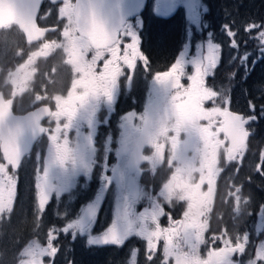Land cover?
Wrapping results in <instances>:
<instances>
[{"label":"snow or ice","instance_id":"1","mask_svg":"<svg viewBox=\"0 0 264 264\" xmlns=\"http://www.w3.org/2000/svg\"><path fill=\"white\" fill-rule=\"evenodd\" d=\"M40 3L41 0H0V29L16 25L26 33L29 42L38 40L48 31L59 30L62 36L59 41L44 42L15 71H9L4 80L5 85L12 86V91L8 97L0 92V152L4 161L0 162V214L13 211L17 196L16 170L33 145L45 135L47 150L42 158L37 155L35 177L37 227L53 196L59 201L63 194L71 193L77 186L79 177L91 179L97 167L100 169L99 186L94 198L80 207L75 218L63 228L49 229L45 243L38 239L25 242L15 255V264H45L46 258L54 264L59 251L54 241L61 232L71 234L73 239L77 234H86L89 246H123L130 237H140L146 242L147 264H154L161 241L160 264H264V241L256 248L254 258L246 262L235 258L236 254L246 252L248 232L233 237L224 229L219 235L213 233L210 238L206 237L217 178L223 171L221 156L226 162L243 158L251 135L248 125L259 118L254 114L245 117L228 107L215 105V101L223 97V90L218 92L208 87L206 79L218 67L221 44L209 38L206 50L198 44L196 55L190 57L186 43L167 71L154 74L144 111L120 117L115 149L117 162L109 165L112 135L109 133L104 141L101 163L97 159L98 128L109 124L120 94L121 78L131 85L137 62L142 61L145 69L149 66L137 31L142 23L139 13L144 0H53L60 5L58 19L66 21L62 30L55 26H38ZM181 6L186 10L189 34L193 26L197 30L204 26L202 14L207 8L201 0H155L154 10L167 17ZM134 16L137 17L135 25L130 20ZM260 27L251 24L246 31ZM225 29L232 38L230 46L238 48L237 34L228 26ZM259 39L264 43V31L259 32ZM56 49L66 55L64 62L72 71L66 95L51 97L55 101L54 110L45 104L17 115L13 110L14 99L29 90L36 72L32 67L36 57H47ZM259 51L264 58V47ZM249 55L245 52L239 57L245 72ZM98 62H102V68L98 67ZM188 66L193 68L191 74L186 72ZM185 76L190 82L187 86L182 83ZM44 99L46 95L36 93L34 103ZM207 102L214 106L206 107ZM224 103L228 100L224 99ZM255 107L250 103L253 113ZM105 109L108 114L101 118L99 114ZM261 111L264 112V107ZM46 118L50 124L54 122V128L44 126L42 121ZM73 132L75 136L70 137ZM146 148L151 149L150 155L145 154ZM261 160L264 161V152ZM145 162L153 173L166 163L171 173L155 195L139 183L144 171L141 165ZM261 167L258 164L257 171ZM205 185L206 190H203ZM113 187V219L105 230L94 235L99 210ZM234 187L235 191L229 195L235 198L234 211L240 215L244 211L239 195L241 187ZM145 199L149 206L137 212V204ZM174 200L186 203L182 219H172L164 210V204L171 206ZM249 202V198H243L244 205ZM259 212L258 234L264 232V205ZM165 215L171 221L168 227H162L159 222ZM218 242L220 246H216ZM202 246L207 249L205 253L201 251ZM138 256V249H130L127 264H138Z\"/></svg>","mask_w":264,"mask_h":264},{"label":"trees","instance_id":"2","mask_svg":"<svg viewBox=\"0 0 264 264\" xmlns=\"http://www.w3.org/2000/svg\"><path fill=\"white\" fill-rule=\"evenodd\" d=\"M201 2L207 8V12L202 15L203 32L205 35L211 34L209 38L214 43L221 44V60L210 85L215 86L217 80L226 85L228 80L226 86L230 88L229 92L231 90L232 95L227 104L236 108L237 97L242 92L246 101L254 104L255 110L258 109L260 113V119L253 127L252 135L247 142L248 147L242 158L244 160L242 175L245 176L244 192L253 193L249 196L244 194L243 198L262 201L264 174L257 172L254 165L258 163L261 165V153L264 152V112L261 111L264 107V58H261L259 51L264 47V43L259 39V32L264 31V0H201ZM153 3L154 0H149L145 6L140 16L142 23L139 29L140 48L149 60L148 68L143 71L151 79L156 72L167 71L178 57L189 27L186 11L182 8L164 17L153 10ZM251 24L262 27L246 31L247 26ZM225 26L237 34L235 39L238 48L230 46L232 38L227 35ZM194 30L195 26L192 32ZM22 43L23 37L15 27L0 31V71L12 69L22 61L20 59V53L23 51ZM245 52L250 55L247 75L242 77L239 57ZM234 57L236 59H233ZM253 61H256L254 65ZM225 73L229 75L224 77ZM233 73H235L234 77ZM231 76L232 80H230ZM248 107L250 108V105H247ZM28 166L26 161L23 169H27ZM23 169H21V182L18 188L19 199L14 204L8 219H0V261L10 264H15V255L25 242L38 239L41 243H45L50 228H63L66 225L65 221L76 216L80 206L91 197L96 188L93 182L91 187L83 191L79 197L70 200L63 198L57 207L54 205L55 200L51 201L46 206L45 212L41 214L37 227L34 173L29 175L32 178L25 179ZM98 218V225L93 229L94 235L99 234L101 227L108 224L107 216L103 221L101 214ZM21 219H24L23 222H17ZM71 237V234L64 236L61 232L54 241V245L59 249L54 257V264H126L130 248L136 244L131 242L132 244L123 246H89L82 236H77L75 239H70ZM140 256L145 260L143 251ZM46 264H53V261L47 258Z\"/></svg>","mask_w":264,"mask_h":264},{"label":"flooded vegetation","instance_id":"3","mask_svg":"<svg viewBox=\"0 0 264 264\" xmlns=\"http://www.w3.org/2000/svg\"><path fill=\"white\" fill-rule=\"evenodd\" d=\"M59 3H53L48 0H44L38 10L37 14V24L41 28H52L58 27V29L62 30L63 25L66 21H62L58 19L57 9L59 8ZM136 21V20H134ZM132 22V21H131ZM21 36L23 37L22 48L23 51L20 53V59L22 60L19 64L24 63L28 56L34 52L38 51L41 45L46 41H51L53 39L59 41L62 39L61 32L57 31H48L45 35L37 41L28 42L26 36L23 35L18 29H16ZM89 58H91V54H89ZM66 60V55L63 53L61 49H56L51 52L47 57L38 56L35 59L34 65L32 67L36 68V72L33 75V79L30 82L29 90L23 94L18 95L14 99V112L17 115H24L29 111L35 110L37 107H42L47 104L53 110L55 109V101L51 99L57 94L66 95L67 90L71 86L72 80V71L71 67L67 65L64 61ZM16 65L14 68H10V70H14L19 66ZM14 65V64H13ZM98 67L102 68V62H98ZM145 67L143 66L142 61L137 62V68L135 69L133 80L131 85H127V82L122 77L120 81V94L118 96L117 102L114 106V111L111 113L109 118L108 126H100L98 128V135L96 137V147L98 148L97 159L102 158L103 148L101 147L102 140L107 138L108 134L111 133L112 141H116L119 138V123L120 117L129 113L136 112L137 114L142 113L144 111L145 105L148 101L149 91L151 87V83L149 78H146V74L143 71ZM55 70V71H54ZM187 74H191V66H188L186 69ZM8 74V73H7ZM6 72L0 71V92H2L6 97L10 96L12 91V86L10 84L5 85L4 80L7 76ZM149 81V82H148ZM206 80V84H207ZM182 83L187 86L190 83L186 76L182 78ZM40 93L41 95H46V99L41 102H35V94ZM236 108L231 107L228 104H224L223 106L228 107L230 111L242 114L245 117L249 115H257L260 119V113L257 110L253 113L252 110L247 108L246 97L245 94L239 93L236 100ZM107 111L102 110L99 114L101 118L107 115ZM257 120V121H258ZM255 121V122H257ZM139 123V121H136ZM255 122L250 123L248 125L249 130L251 129ZM45 127H55L54 122L49 123L48 119L42 121ZM75 133H70V137H74ZM222 138V136H221ZM48 145L47 136H43L38 142H36L30 154L23 159L20 167L16 170L17 176V196L14 201V204L19 199L18 196V184L21 182V169L24 168L26 161H28V168L23 169V176L30 177L29 175L34 173V179L36 177V170L38 167L37 163V155L39 154L41 158L46 154ZM113 142L111 144L112 148ZM118 147L117 142H114L112 151L108 155V163L109 165L115 164L117 162V157L115 155V149ZM146 155L151 154V149L146 148ZM167 154V149H166ZM243 159L240 158L237 161L226 162L223 159V155L221 156V164L220 166L223 168L220 176L217 178L216 183V196L214 198L213 210L209 215V231L206 233V237L210 238L213 233L219 235L222 230L226 229L229 235L235 236L237 233L243 235L244 232L249 233V243L246 246V252L243 255L236 254L235 258L240 259L246 262L250 258L255 257L256 248L259 244L264 241V232L257 233L256 225L259 222L260 218V206L264 205V197L262 201L258 199H250V202L247 205L243 204V195H251L252 192H244L243 190V179L245 178L242 175V163ZM0 162H4L2 160V155L0 153ZM101 162V161H100ZM42 163V160H41ZM144 169L142 175L139 178V183L146 190L151 192L153 195L160 191L162 184L168 179L170 176V170L168 165L165 163L164 165L158 167L153 173L150 171V165L145 162L141 165ZM239 167V169H238ZM11 171V169H9ZM100 174V173H99ZM110 174V173H109ZM196 178L198 179V174H196ZM241 187V192L239 195L242 198L241 206L244 211L240 215H236L234 209L236 207L235 198L229 195L230 192L235 191V187ZM203 190H206V185ZM261 202V203H260ZM161 203H164L161 201ZM260 203V204H259ZM148 201L141 200L137 206V212L143 211L144 208L148 207ZM113 208L111 206V214L113 215ZM186 209V203L181 201L174 200L171 206L168 204H164V210L166 213H169L172 219H182V214ZM113 219V217H112ZM160 225L162 227H168L171 223L169 216L165 215L160 217ZM136 243L134 246H131L130 249L136 248L139 250L138 256V264H147V261L144 260L140 253L144 252L145 256V248L146 242L140 237L132 236L130 237L125 244ZM216 246H220L219 242ZM162 249H163V241L160 242L158 251L156 254V258L154 264H160L162 259ZM206 248L202 246V253L206 252ZM130 252V251H129ZM47 259V258H46ZM45 259V260H46ZM127 264V262H126Z\"/></svg>","mask_w":264,"mask_h":264},{"label":"rangeland","instance_id":"4","mask_svg":"<svg viewBox=\"0 0 264 264\" xmlns=\"http://www.w3.org/2000/svg\"><path fill=\"white\" fill-rule=\"evenodd\" d=\"M152 8H153V10H154V8H155V0H154V3L152 4ZM180 8H182L184 11H186L182 6L181 7H178L177 9H180ZM155 11V10H154ZM203 15V14H202ZM132 23L135 25L136 24V21H132ZM203 24V23H202ZM139 29H140V26L137 28V31H138V33H139ZM195 31V32H194ZM191 34H189L188 33V35H187V37L185 38V40H184V42H183V45H182V48H181V50H180V52L184 49V45L187 43V44H189V49H188V51H189V56L191 57V56H194V55H196V45H198V44H201V45H203L204 46V50H206V46H207V41H208V39H209V34H207V35H205L204 34V32H203V26L199 29V30H197L196 28H195V30H194ZM257 34H258V32H257ZM179 52V53H180ZM219 65V64H218ZM216 70V69H215ZM215 70H214V74H215ZM240 70L242 71V73H241V76L242 77H245L246 75H247V72H245V69L243 68V67H240ZM9 71H12V70H10V68L8 69V70H6L5 72H6V74L9 72ZM14 71V70H13ZM193 72V68L191 67V73ZM214 74L213 75H210L206 80L208 81L207 82V86L208 87H212L211 85H210V82H213V78H214ZM229 74L228 73H225L224 74V77H227ZM146 78H149L147 75H146ZM153 79V78H152ZM152 79L151 78H149V81H150V83H152ZM233 79V77L231 76L230 77V80H232ZM148 81V82H149ZM226 85H228V80L226 81ZM226 85H224L221 81H216V84H215V86H213L212 88L214 89V90H216V91H218V92H220V91H222L223 90V97L222 98H220V99H217L216 101H215V105H218V106H222V107H225V106H223L225 103H224V99H227L228 101L230 100V97H231V95L232 94H230V92H231V90H230V92H229V89L230 88H228V86H226ZM240 93H242V92H240ZM246 104L249 106L250 105V102H248V101H246ZM206 107H213L214 105H213V103L212 102H207L206 103V105H205ZM106 139V138H105ZM118 140V139H117ZM117 140L116 141H112L113 142V145H114V142H117ZM104 141L105 140H102V142H101V144H102V148H103V150H104ZM113 145H112V148H113ZM99 148V150H100V147H98ZM97 155H98V153H97ZM102 155V158H100L98 161L100 162L101 161V163L103 162V153L101 154ZM238 159H240V158H238ZM260 163H261V165H262V167H261V170L260 171H257V172H260L261 174H264V161H260ZM259 164V163H258ZM256 168H257V164H255L254 165ZM100 173V169H99V167H97L96 169H94V171H93V174H92V177H91V179H88V178H86V177H84V176H81V177H79V179H78V182H77V186L71 191V193H65V194H63L62 196H61V198H60V200L59 201H57V199L55 198V196H53V198L51 199V201H53V200H55V203H54V205H55V207H57L58 205H59V202L61 201V199H63V198H68V200H70V198H73V197H79L80 196V194L83 192V191H85V190H87L88 188H90L91 187V183H95V186H96V188L93 190V192H92V195H91V197L89 198V199H87V200H85L84 201V203L86 204L87 202H89L91 199H93L94 198V195H95V193H96V191H97V189H98V186H99V174ZM30 178H32V177H30ZM25 179H26V177H25ZM34 180V184H33V187H34V190H35V202H36V189H35V179H33ZM19 186H20V184H18V188H19ZM51 201L49 202V203H51ZM69 203V202H68ZM85 204H82L81 206H83V205H85ZM80 206V207H81ZM111 206L112 207H114V187L113 188H110V190H109V192L106 194V197H105V200L103 201V203H102V206H101V208H100V210H99V213H98V217H99V215L101 214V216H102V221L104 220V219H106V216L108 217V224H107V226H105V227H101V231H103V230H105L110 224H111V221H112V217H113V215L111 214ZM80 209V208H79ZM113 210H114V208H113ZM78 212H79V210H78ZM77 212V213H78ZM9 215H10V213H8V214H0V219L2 220V219H8V217H9ZM75 218V217H74ZM23 220L24 219H21L20 221L18 220L17 222H23ZM99 220V218L97 219V222H96V224L94 225V227H93V229H95V227L98 225L97 223L99 222L98 221ZM69 220H66L65 221V223H67ZM100 231V232H101ZM63 235L65 236V234L63 233ZM77 236H82V235H77ZM76 236V237H77ZM83 238H84V240L87 242V235L85 234V235H83L82 236ZM70 239H73L72 237L70 238ZM8 260V259H7ZM0 264H10V263H8V262H4L3 260H1L0 261ZM45 264H46V260H45Z\"/></svg>","mask_w":264,"mask_h":264},{"label":"water","instance_id":"5","mask_svg":"<svg viewBox=\"0 0 264 264\" xmlns=\"http://www.w3.org/2000/svg\"><path fill=\"white\" fill-rule=\"evenodd\" d=\"M43 0H41V2H42ZM48 1H50V2H53V0H48ZM146 3H147V0H144V7H145V5H146ZM41 4V3H40ZM40 6V5H39ZM144 7L142 8V10L140 11V13H139V15L141 14V12L143 11V9H144ZM133 18H135V16L134 17H131L130 19H133ZM20 29V28H19ZM20 30H22V29H20ZM23 31V30H22ZM25 34V36H26V39H27V35H26V33H24ZM42 38V37H41ZM41 38H39V39H41ZM38 39V40H39ZM28 41V40H27ZM34 41H36V40H34ZM34 41H31V42H34ZM29 42V41H28ZM1 154H2V152H1Z\"/></svg>","mask_w":264,"mask_h":264}]
</instances>
